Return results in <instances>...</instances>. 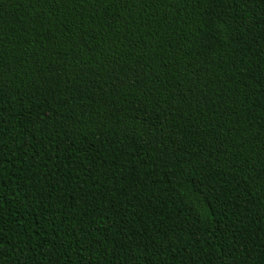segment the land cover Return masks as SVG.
I'll return each mask as SVG.
<instances>
[{
	"label": "trees",
	"instance_id": "16d2710c",
	"mask_svg": "<svg viewBox=\"0 0 264 264\" xmlns=\"http://www.w3.org/2000/svg\"><path fill=\"white\" fill-rule=\"evenodd\" d=\"M0 264H264V0H0Z\"/></svg>",
	"mask_w": 264,
	"mask_h": 264
}]
</instances>
